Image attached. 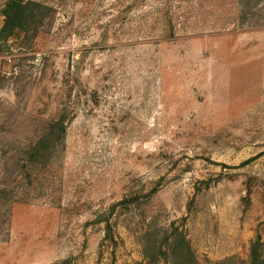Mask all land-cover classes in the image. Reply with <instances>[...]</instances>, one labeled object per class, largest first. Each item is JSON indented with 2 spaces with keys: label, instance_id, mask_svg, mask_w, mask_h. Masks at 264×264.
<instances>
[{
  "label": "rangeland",
  "instance_id": "1",
  "mask_svg": "<svg viewBox=\"0 0 264 264\" xmlns=\"http://www.w3.org/2000/svg\"><path fill=\"white\" fill-rule=\"evenodd\" d=\"M20 1L0 36V264H249L264 0Z\"/></svg>",
  "mask_w": 264,
  "mask_h": 264
},
{
  "label": "trees",
  "instance_id": "2",
  "mask_svg": "<svg viewBox=\"0 0 264 264\" xmlns=\"http://www.w3.org/2000/svg\"><path fill=\"white\" fill-rule=\"evenodd\" d=\"M29 4L34 5L35 3L32 1L29 3H23L20 0L9 1L2 11L5 23L0 29L1 37L6 38L10 36L14 24L23 17L22 15L26 12ZM51 127L54 129L63 128V120H57L55 123L51 124ZM52 128H50V130L54 131ZM249 264H264V242L261 240L260 236L251 245Z\"/></svg>",
  "mask_w": 264,
  "mask_h": 264
},
{
  "label": "built area",
  "instance_id": "3",
  "mask_svg": "<svg viewBox=\"0 0 264 264\" xmlns=\"http://www.w3.org/2000/svg\"><path fill=\"white\" fill-rule=\"evenodd\" d=\"M0 3H1V0H0Z\"/></svg>",
  "mask_w": 264,
  "mask_h": 264
}]
</instances>
